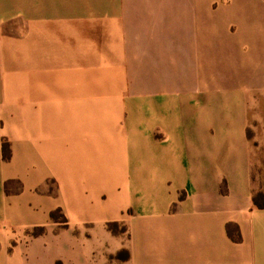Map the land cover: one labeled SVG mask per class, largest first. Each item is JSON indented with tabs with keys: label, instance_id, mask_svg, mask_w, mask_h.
I'll return each mask as SVG.
<instances>
[{
	"label": "crops",
	"instance_id": "obj_1",
	"mask_svg": "<svg viewBox=\"0 0 264 264\" xmlns=\"http://www.w3.org/2000/svg\"><path fill=\"white\" fill-rule=\"evenodd\" d=\"M211 2L0 0V264L24 258L11 241L58 207L77 263L79 242L97 247L131 208L125 264H264L239 96L232 123L207 121L176 73Z\"/></svg>",
	"mask_w": 264,
	"mask_h": 264
},
{
	"label": "rangeland",
	"instance_id": "obj_2",
	"mask_svg": "<svg viewBox=\"0 0 264 264\" xmlns=\"http://www.w3.org/2000/svg\"><path fill=\"white\" fill-rule=\"evenodd\" d=\"M205 16L206 28L191 34L190 49L179 48L184 51V59L176 60V73L188 82L192 104L203 108L207 121L232 123L228 118L235 116L236 106L230 102L239 96V121L244 123L255 160L253 196L264 204V0H212ZM206 82L211 91H206ZM174 84L177 91H183L179 83ZM0 146L3 156L9 157L10 142L1 134ZM118 181L119 177L111 178L106 199L111 207L122 202ZM64 198L69 207L71 193L64 194ZM102 198L105 199L106 194ZM130 213L131 208L106 219L102 227L107 237H98L97 247L89 252L86 247L91 241L87 242V238L80 241V253L84 251V256L77 263L71 256L74 248L70 212L62 207L53 209L49 224L32 226L11 241L12 246L21 244L24 249V258L21 253L15 263L125 264L129 254L126 243L130 236L126 217ZM116 244L120 245L116 247ZM42 247L43 253H39Z\"/></svg>",
	"mask_w": 264,
	"mask_h": 264
},
{
	"label": "trees",
	"instance_id": "obj_3",
	"mask_svg": "<svg viewBox=\"0 0 264 264\" xmlns=\"http://www.w3.org/2000/svg\"><path fill=\"white\" fill-rule=\"evenodd\" d=\"M253 201L256 205H260V203L258 202L256 195L253 196Z\"/></svg>",
	"mask_w": 264,
	"mask_h": 264
}]
</instances>
